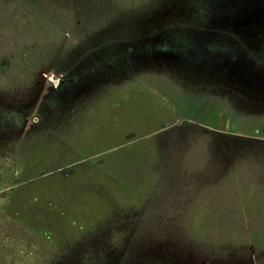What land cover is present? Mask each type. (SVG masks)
<instances>
[{"label":"rangeland","instance_id":"1","mask_svg":"<svg viewBox=\"0 0 264 264\" xmlns=\"http://www.w3.org/2000/svg\"><path fill=\"white\" fill-rule=\"evenodd\" d=\"M0 264H264V0H0Z\"/></svg>","mask_w":264,"mask_h":264}]
</instances>
